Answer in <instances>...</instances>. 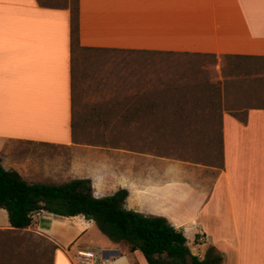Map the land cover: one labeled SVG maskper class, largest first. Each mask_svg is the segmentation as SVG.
Returning <instances> with one entry per match:
<instances>
[{"label": "crops", "instance_id": "crops-1", "mask_svg": "<svg viewBox=\"0 0 264 264\" xmlns=\"http://www.w3.org/2000/svg\"><path fill=\"white\" fill-rule=\"evenodd\" d=\"M71 7L0 0V155L29 182L40 181L12 156L16 145L74 144ZM78 39L83 50L264 58V0H79ZM221 131V167L157 156L158 167L154 153L131 150L99 197L128 190V209L166 217L200 257L215 246L221 264H264V107L224 112ZM33 223L13 228L0 208V234L46 237L50 264H75L76 249L99 247L101 264H149L139 251L97 244L84 216L38 213Z\"/></svg>", "mask_w": 264, "mask_h": 264}, {"label": "rangeland", "instance_id": "rangeland-1", "mask_svg": "<svg viewBox=\"0 0 264 264\" xmlns=\"http://www.w3.org/2000/svg\"><path fill=\"white\" fill-rule=\"evenodd\" d=\"M41 1L72 7L75 2ZM73 63L74 144L20 143L11 154L40 182L91 178L98 196L101 180L114 178L115 161L131 150L154 153L158 167L157 156L221 167L223 113L264 107V58L77 48ZM85 160L91 164L85 166ZM91 231L100 246L130 251L95 223ZM47 242L34 231L3 232L0 264H42L40 254L51 256ZM192 248L199 255V245ZM79 249L73 252L75 264H81ZM87 250L102 256V247Z\"/></svg>", "mask_w": 264, "mask_h": 264}, {"label": "trees", "instance_id": "trees-1", "mask_svg": "<svg viewBox=\"0 0 264 264\" xmlns=\"http://www.w3.org/2000/svg\"><path fill=\"white\" fill-rule=\"evenodd\" d=\"M73 62L79 43V0L71 7ZM87 49V48H86ZM225 57H232L225 55ZM74 92V63L72 67ZM73 95V107L74 103ZM129 192L96 196L91 178L61 183L29 182L17 170L6 169L0 155V208L7 210L11 226L29 227L38 213L68 218L84 216L112 242L125 243L131 252L141 251L149 264H221L222 254L210 246L203 257L192 253L183 229L166 217L128 209Z\"/></svg>", "mask_w": 264, "mask_h": 264}, {"label": "built area", "instance_id": "built-area-1", "mask_svg": "<svg viewBox=\"0 0 264 264\" xmlns=\"http://www.w3.org/2000/svg\"><path fill=\"white\" fill-rule=\"evenodd\" d=\"M81 264H101L103 257L94 250L79 249L77 251Z\"/></svg>", "mask_w": 264, "mask_h": 264}, {"label": "water", "instance_id": "water-1", "mask_svg": "<svg viewBox=\"0 0 264 264\" xmlns=\"http://www.w3.org/2000/svg\"><path fill=\"white\" fill-rule=\"evenodd\" d=\"M192 253L195 254V249H192ZM110 255V252L106 253V257L108 258Z\"/></svg>", "mask_w": 264, "mask_h": 264}]
</instances>
